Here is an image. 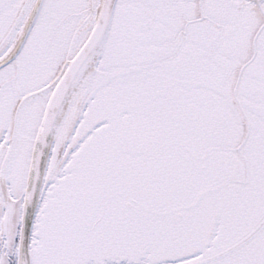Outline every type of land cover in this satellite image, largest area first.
<instances>
[{
  "label": "snow or ice",
  "instance_id": "obj_1",
  "mask_svg": "<svg viewBox=\"0 0 264 264\" xmlns=\"http://www.w3.org/2000/svg\"><path fill=\"white\" fill-rule=\"evenodd\" d=\"M0 264H264V0H0Z\"/></svg>",
  "mask_w": 264,
  "mask_h": 264
}]
</instances>
